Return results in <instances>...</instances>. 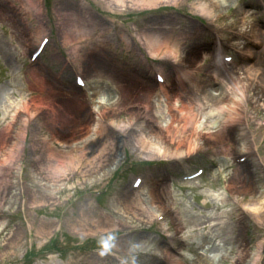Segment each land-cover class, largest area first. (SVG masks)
Returning <instances> with one entry per match:
<instances>
[{"label":"bare ground","instance_id":"1","mask_svg":"<svg viewBox=\"0 0 264 264\" xmlns=\"http://www.w3.org/2000/svg\"><path fill=\"white\" fill-rule=\"evenodd\" d=\"M176 1L177 0H106V5L109 8L115 6L120 7V9H123L125 6H132L131 8L134 7L135 9L142 10L168 4L174 5ZM251 1L252 0H249V2ZM21 2L24 11L35 12V17H39L41 12L40 0H21ZM230 3H232L230 0H196L192 6L198 14L202 15L208 21L213 22V19L217 18L219 13L230 8ZM0 4H4L5 6L3 5L2 8L5 9L6 1L1 0ZM2 8H0V13L3 12ZM8 11L9 10H6V12ZM234 15L237 16L238 19L233 18L229 23L218 28L221 32L227 33L228 31L231 33L238 24L237 21L242 23V12L239 8L235 11ZM72 17L76 18L75 15H72ZM252 24L251 22H247L248 26L245 31L242 33L238 32L242 34V43L238 45L228 44V48L238 56L240 65L239 63L232 62V64H229V67L226 68L218 64L214 57H211V61L215 68L210 70H208V65H210L211 62L205 59L211 55L209 51L212 49L207 46L204 47L196 39L191 38L189 42V38H184L186 41L182 42V36L180 34L178 36H173L172 31L167 32V34H160L161 32L154 33L152 31L141 33L138 36L139 41H143L149 56L159 58L168 55L166 56L168 57L167 59L175 63V67H177L176 76L180 83L182 80L184 81V85L181 86V89H179L178 86L173 88L176 95H168L166 91L162 90L160 96L156 98L155 95H151L150 88L144 87L137 89L136 82L126 80L125 78H121L126 80L125 84L119 86L116 84L118 80L116 73L112 70L109 71L105 66L99 68L103 76L115 83L114 92L110 93V98L108 96V105L105 104L108 113L119 111V109L113 108L117 107L121 101L119 97L120 94L125 96V98H132L136 95L138 98L143 99L144 110L146 113L151 112L153 114L151 117L152 121L147 127L148 129L134 138V144L138 152H146L148 158H186L202 151L200 148H197L195 144L197 141H201V137H203L205 139L203 144H206L207 149L210 150L216 146L219 147L218 154H220L223 157L222 160L226 162L225 158L228 156L230 150H237L235 137L238 132L240 134L239 137L241 140H239V142L242 148L245 150L246 154L249 153L252 141L248 134L242 129L241 124L245 123V125L249 126V118L255 121L260 113H264V33H261V35L260 33L258 34ZM86 27L87 26L83 23H78V25L68 24L67 27H64L65 32L62 29V38L66 45H69L70 41L74 38L77 40L83 37L87 38L88 36L86 35H89L90 31ZM39 29L42 30L41 27ZM68 32L70 35H67ZM40 34L36 36H40ZM92 53L96 54V52ZM96 64L97 62L95 60H91L89 66L94 68ZM247 80L252 82L250 86L247 85ZM257 81L256 87H251L256 84ZM243 82L245 84H243ZM142 89L145 91L142 92ZM216 93L218 94L215 95ZM50 94L51 98H57L58 96L55 92ZM69 94L74 95V97L78 95L76 92ZM24 97V94L20 95V99L24 100ZM63 97L65 98L62 99L61 96L60 100L55 99L56 102L54 103L64 104L75 114L77 112L78 114L76 115L79 117L80 121H76V123L81 125V127L84 126L86 117L84 112L85 108L82 107L83 105L78 104L77 98H69L68 96ZM170 97L172 103L169 101ZM98 100H100L99 94L95 92L91 100V105H94V108L101 105L100 103L102 102ZM13 101V98L7 99V102L10 104L14 103ZM176 104H179V107L176 108ZM81 107L82 110L80 112ZM5 109V112H7L8 109L6 107ZM53 112L52 110L50 113ZM173 112L175 115L172 114ZM104 114L105 113L102 112L94 118L89 117L91 119L90 123H95L96 125L94 131L87 132L86 129L85 135H81L80 138L75 139L73 135L61 141L63 146L72 145L70 152L50 153L48 151V154L44 158L48 165L44 169L47 171V181L51 185H45L43 193L46 189H50L51 187V191H56L55 188H59L57 185V183H59L58 176L64 175L66 172H75L80 166L81 161L85 159L86 162L81 166L82 170L80 175L87 176L90 173H94L99 176L102 175L103 179L108 176L107 174L110 169L105 165L113 158L114 161H117V152L120 151L119 141H115L113 136L108 135V128L125 129L131 127L139 114L131 113L126 115L128 118L126 122L117 123L116 118H114L109 125H105L103 120H101L105 118ZM248 115L249 118H246ZM165 118H167V121ZM155 119L157 127L155 132L151 134V129L154 126L153 120ZM159 119L164 122V125H161L162 122H157ZM175 124L179 126L177 130H174ZM2 130L4 129L0 128V133ZM191 130L192 133H189ZM89 133H94V137L92 139H85L84 137L88 136ZM173 135L175 136L173 137ZM20 136L19 143L21 144L24 135ZM168 140L172 141L173 145H178L177 149H180L179 147L182 144L187 145V148L186 150L174 151L172 154L168 155L169 153L165 145V142ZM15 147L14 145L13 149H15V151H10V154L7 155V161L9 160L12 162L17 151ZM3 164H6V162ZM3 164L0 165L2 166ZM236 168L237 169L233 171V177L235 176L236 179H229L226 182V188L232 197H239L240 194L243 193L241 187L245 182H250L251 176L253 175L249 170L248 163ZM238 170L240 174H238ZM235 173H237V175H235ZM164 187L160 190H158L159 187H156L157 189L149 187L146 191L147 200L139 197V190L132 192L133 194L129 197L128 201H117L114 204L113 210L119 207L118 212L121 213V216H130L133 220L139 218L146 222L150 220V217L153 218L154 214L158 213L157 211H165L169 214L171 222L178 227L179 233L184 228L187 229L194 226L200 228L201 231H206V237H202V245L200 249H198L202 251V254H194L196 259L192 264H213L217 256L222 258L224 262L226 260L224 259L226 251L228 249L231 250V247L234 245H238L236 247L237 259L235 262L241 260L243 257L242 252L246 250L245 245H243L245 230V222L243 219L249 215L257 221L264 220V192L260 197L246 201L245 205L248 209L244 210L242 208L236 221L232 222L231 216L228 215L230 224L218 221V223L214 225L207 226V224L210 225V222H216L219 219L221 220V218L194 217L185 211L186 208L178 207L177 202L173 199V195H171L168 190H165ZM13 189V185H10L6 193L7 196H10ZM43 193L41 195V200L47 201H44V203H49L50 196L45 197L49 192L44 193V196ZM223 203L225 204L227 201ZM154 205H157L154 207L157 211L150 213L147 206L153 209L152 207ZM204 207H206V204H204ZM89 208L90 206L86 210ZM86 210L83 211V213L86 212ZM112 213L114 214V211H112ZM120 213L115 212L118 216H120ZM84 217L85 215L82 216L77 227L82 226ZM110 218L112 217H110L109 214H105V216L102 215L99 218L90 216L88 222L94 225L93 227L100 232L108 231L115 227H123V229L127 227V223L123 219L112 220ZM46 230L44 226L39 227L40 234H43ZM80 230L85 232L84 229ZM194 231H196V229ZM89 232L92 233L93 231ZM139 240L141 239H137L135 242ZM215 240L219 241L220 246L215 245ZM169 241L172 243L171 247L167 248L166 243L162 242L160 247L157 248V252L160 251V254L169 264H182L183 261L174 255V243H177L179 247H189V245L176 234L171 235ZM261 245V241L255 244L256 253L251 264H256L257 258L259 259V253L262 249ZM135 246L138 249L140 248L138 245L122 242L118 245L117 252L120 254L131 252L134 250ZM210 252L215 253L212 257V263L209 262L206 255ZM145 254H147V258H150V261L144 262L143 264H160L159 257L155 256L154 253L145 252Z\"/></svg>","mask_w":264,"mask_h":264},{"label":"rangeland","instance_id":"2","mask_svg":"<svg viewBox=\"0 0 264 264\" xmlns=\"http://www.w3.org/2000/svg\"><path fill=\"white\" fill-rule=\"evenodd\" d=\"M6 1V7L5 9L2 8L4 4H0V8L3 9V14L0 13V120L2 119V115L4 113L5 107L7 108L10 106L7 102V99L13 98V100H19L20 95L24 94L26 100H31L33 103L46 106L49 108L50 112L53 110V113L48 112V119L47 122L36 124L37 126L30 127L29 129H24V124L21 122L23 118L19 115H17L14 119L15 121V131L9 132L6 125H1V127L4 129L0 133V150L5 151V149L11 150L13 149V146L16 147V154L18 156L13 157L12 159V166L7 170V173H10V176L7 177V180L9 181L10 185H14L15 191H11L10 196H6L4 199V204L2 206V216H0V226L4 229L2 233H0V264H11L13 262H16L20 260L22 257H24L25 254V232H24V226L22 222H19V220L15 219V217L18 215V209H19V197H20V190L19 187L16 191V188L18 186L17 180H16V172H18V168L21 165L20 163L25 161L27 162L29 159L32 158L34 153L37 149V142L40 133L45 130V128H49L51 131V135L54 139L51 143V152L54 153H63L66 151H62L60 147L61 145L58 144V142L63 141L65 138H70L71 136H75V139L80 138L81 135L85 134L86 126L88 124L87 118L89 117V108L90 105H87L83 102V99H88L90 95L87 93L85 95H76L77 97H74V95L69 93H74L72 90V87L70 85V73L72 70H79L82 71L86 77V79L92 84L93 82H97L95 86V90L97 89L99 97L103 96L104 98L108 99V96L110 93H113V89L115 88V83L112 82V80L107 79L101 71L99 70L100 67H107L109 71H113L117 74V82L116 84L121 86L124 85L126 80H123L121 78H127V75L123 76L122 71L119 69L127 70L123 63H130L131 66H134V62L137 63L139 66L135 68H145L143 62L141 61V55L144 56L145 50L142 49V47L137 44L134 46V50L130 51L126 48L125 44H115L111 41L110 37V28L108 26L117 25L118 22L125 23L126 27H131V23L134 22V20L143 14L146 13H158L160 12L161 7H155L151 9H135L132 6H125L123 9H120V7H117V10L114 7H111L110 9H104L102 4L99 6L100 9L106 13H103L108 20H110V25L107 24V26L99 27L97 26V31L101 30H108L105 33V39L101 38L103 40L102 43H99L100 48L97 46L90 47L87 52H83L80 50V44L81 42L86 39L85 37L81 39H72L70 41V45L73 46L71 50H67L66 46L61 45V43L54 46L56 52H60L63 55H59L56 53L54 54V57H52L50 63H48V68H44L43 64H39L33 69H28L25 67V62L27 60V55L30 53L27 49L28 47H32V49L35 48L36 44L35 37L37 34L47 32L48 28L51 24L56 23L60 24V21L63 22V27H67L68 24L72 25L76 23V19L72 17V14H76V10L73 8L75 7L74 2H66L65 6L57 13L56 17H46L44 10L41 9V13L39 17H35V12L31 11H24L23 6L21 5V0H4ZM46 9L49 8V5L51 4L50 0H43ZM90 2V4H93L96 2V0H86ZM196 0H191L189 3H186L183 5L182 10L192 13L195 16L199 17V19L202 17L195 11L194 7L192 6ZM254 3L258 6H255V8H251L248 4L240 3V0H230L231 7L227 10L222 11V13H219L217 15V18L213 19V22H209L210 25H212L213 29L221 28L224 24L229 23L232 18H237V16L234 15L235 11L239 8L242 12V23H239L237 21V25L234 27L235 31L232 32H243L247 28V22H253L252 26L255 27L256 31L259 33H264L260 29V24L258 23L261 21L262 17L264 16V0H253ZM1 2V0H0ZM99 3V2H98ZM5 6V5H4ZM171 7L172 5H166ZM43 7V6H42ZM159 8V9H158ZM120 9V11H119ZM257 9V10H255ZM6 10H9L6 12ZM79 14V13H78ZM218 14V12H217ZM31 15V16H30ZM81 15V14H79ZM70 16V17H69ZM82 16V15H81ZM86 16V15H84ZM230 17H232L230 19ZM240 17V16H239ZM241 18V17H240ZM239 18V19H240ZM75 21V22H74ZM79 21V18H78ZM191 27L188 30H185L186 35H182V37L189 38V42L191 38L196 39L197 41H200L202 33L201 27L192 24ZM41 27L42 30L39 28ZM106 28V29H103ZM178 28V26H176ZM199 30V31H198ZM63 31L65 32V28H63ZM84 33V32H83ZM98 33V32H96ZM67 35H70L68 32ZM74 35V34H73ZM228 38H233V35L228 36V33L225 34ZM86 36H89L93 39H96V35L87 34ZM93 36V37H92ZM206 36L203 40H205ZM99 39V38H98ZM236 41H232L229 39L230 43H240V39L238 36L235 37ZM238 39V40H237ZM182 42H185L184 39H182ZM202 40V41H203ZM109 49V54L104 53L102 49ZM141 55L139 54V52ZM96 52V54L92 53ZM53 52H51L52 54ZM71 53V54H70ZM231 54L234 52H230ZM229 53V54H230ZM68 54L71 55V58L68 57ZM93 55V56H92ZM69 60V65L66 64L65 60ZM95 60L97 62L96 66L90 67V61ZM78 63V64H77ZM165 73H169L168 69H165ZM169 77V76H168ZM137 82L136 78L132 77ZM130 78H128L129 80ZM131 80V79H130ZM141 85L142 83L139 82ZM136 84V83H135ZM140 85L136 84V88H139ZM58 89V90H55ZM144 92V90H141ZM52 92H55L58 94L57 98H51ZM62 96V99L65 98L63 96H68L69 98H77L78 104L83 105L84 112H85V124L81 127V125L77 124L76 121H80L79 117L74 112H72L68 107H66L64 104H56L54 102L55 99L60 100V97ZM119 97L121 98L120 101V107L126 106L127 104L131 103H144V100L141 98H138L136 95H134L132 98H128L123 95L119 94ZM110 98V96H109ZM61 99V100H62ZM169 101H171V97L169 98ZM63 105V106H61ZM41 106H39L37 110H39ZM82 107L80 109V112L82 110ZM164 107V106H162ZM175 107H179V104H176ZM71 108V107H70ZM56 111V112H55ZM33 111H30V113ZM79 112V113H80ZM35 113V111H34ZM172 114L175 115L173 112ZM262 113L256 118L259 120L261 118ZM29 116V115H28ZM127 117H123L117 120V123L119 122H126ZM167 121V118H165ZM10 120H8V123ZM110 121H105V124H109ZM156 122V120H155ZM157 122L161 123L162 120L159 119ZM238 124V123H237ZM161 125H164V122L161 123ZM239 125V124H238ZM14 127V128H15ZM156 124L154 123L153 128L151 129V134H153L156 130ZM134 128V127H133ZM179 126L175 124L174 130H177ZM114 128L110 129V136H113L115 138V141H118L116 134L114 133ZM25 131V144L22 142L23 146L19 144V137L20 135H23V132ZM192 133V130L189 132ZM80 134V135H79ZM238 136V132L236 133ZM175 135H173L174 137ZM10 139L9 143H6L7 140ZM238 139V137H236ZM205 139L201 137V141H197L195 146L197 148H200L201 150H204L206 147ZM6 143V144H5ZM6 145V146H5ZM166 148L168 150V155L172 154L174 151H181L186 150L187 145L182 144L180 145V149H177L178 145H173L172 141H166L165 142ZM121 148V145H119ZM218 150V148H217ZM12 152L15 151V149L11 150ZM19 151V152H18ZM21 152V153H20ZM134 157L133 160L138 163H144V162H152L153 164H157L155 167V170L158 172L155 173V171H152L153 173L151 176L155 175H183L187 174L189 172H192L196 167L202 166L205 169H209L210 158L206 154L205 157H202L200 159H190L188 162H184L181 165L177 166L174 164L173 158H167V159H156V158H148V154L146 152H138L134 149ZM202 153H208L203 151ZM10 154V152H9ZM120 154L123 155L122 150L121 152H117V161H114L113 159L109 161L105 166H108L110 169L109 173L107 174L105 179H103L102 175H96L94 173H90L87 176L82 175H76V176H70L68 178H64L63 182L57 183L59 188H55L56 191H51L50 189H46L44 193H48L47 196L49 197L50 203L56 201L57 203L67 201L70 197L81 194L82 192H89V191H100L102 188L109 184V182L114 178L116 175V169L119 167V164L123 161V156L120 157ZM7 157V156H6ZM10 164V165H11ZM41 169L37 173V178L35 179V185H36V206L34 209V212L32 213V220L34 223L35 228H39L44 226L45 229H47L43 234L38 235L36 234V242H35V251L42 250V248H45L44 246L47 245V238L49 229L52 226L53 222L55 221V217L57 215L58 208L54 209V207L46 205L43 200H41V195L44 191L43 184L46 183V180L44 178V172L45 167L48 165L46 160L43 161ZM83 165V164H82ZM81 165V166H82ZM250 171L252 172L254 170V167L252 164L249 166ZM233 170L235 171L236 168L231 167L228 170L229 179L235 178L233 177ZM240 171L238 170V174ZM226 173V172H225ZM219 182L212 185V188L210 187L213 181H215V176L211 177L210 175H213V172H209L206 174L205 177H203L201 180L196 181L195 185H193V188L188 193H181L179 191L180 188L184 190L185 187H182L178 185V187L164 185L159 186L158 190L164 187L165 190H168L170 193L176 194L177 198L179 200H184L188 202L185 206L187 207L186 211L193 215L196 218H207L211 217L212 219L215 218H221L218 216H222L224 212H227L228 209H224L221 212H214L211 208V202H212V193L216 191V184H219L221 188L225 187L226 181L224 176V171L222 168H220L219 173ZM237 175V173H235ZM148 177H150V174H147ZM59 178H61V175H59ZM236 179V178H235ZM234 179V180H235ZM102 180V181H101ZM1 181V178H0ZM263 186H264V177L258 172L254 171V175L250 182H245L243 186L241 187L242 192L247 191L249 196L246 198L247 201L251 199V197H259L263 193ZM123 186H119L116 190L122 188ZM167 187V188H166ZM157 189V188H156ZM43 193V196H44ZM141 196L145 195V192L140 193ZM19 195V196H18ZM139 195V194H138ZM187 195V196H185ZM200 195V196H199ZM242 197H239L237 199V202L242 198L243 194H241ZM251 195V196H250ZM199 196V197H198ZM140 197V195H139ZM141 198V197H140ZM143 198V197H142ZM129 199V198H128ZM128 199L126 201H128ZM47 202V201H45ZM203 204H206V207H202ZM99 206V204H98ZM157 206V205H155ZM153 206V207H155ZM231 209L233 208L230 206ZM150 212V206H147ZM119 209V208H118ZM104 213V210L98 208L96 205L94 206V209H91V211L87 212L85 215L84 222L82 223L81 227H76V229L65 232L60 240L57 242L56 245H54L53 251L49 254L48 258L43 260L45 261V264H89V258L91 257V254L88 256H82L79 259H74V256L77 255L79 252L98 248L101 249L107 244L106 238L112 235L115 232H118L120 230H126L129 229V227H143L148 228L150 224H145V220H132L130 216H121V218L127 223L128 227H115L109 229L108 231L100 232L98 229L96 230L88 221L90 220V216H94L95 218H99ZM121 214V213H120ZM233 220L237 217L236 212H232ZM110 219H120V218H110ZM121 219V220H122ZM218 221H222V219L217 220L216 222H210V225L207 224V226L214 225L218 223ZM94 224V223H93ZM168 227H160V230L164 228L163 230L168 229L167 233L169 234H176L181 235L183 239H188V243L190 246H192L193 242L199 241L202 244V237H206V231L203 234H195L194 230L198 227H190V228H184L179 233V229L176 225H174L171 222V219H166V223ZM246 230H245V244L248 245V251L252 252L254 250V244L257 241V239L264 237V228L261 232L254 231V226L249 224H245ZM80 229H84L85 232H82ZM93 231L90 233L89 231ZM114 230V231H113ZM162 230V231H163ZM253 230V233L251 234L250 231ZM112 231V232H109ZM164 231V232H166ZM162 232V233H164ZM209 236V235H208ZM191 237V238H190ZM108 239V238H107ZM150 240H153L150 238ZM156 241V240H155ZM215 244L220 246V243L218 240H215ZM139 249L135 248L131 252H124L122 254H116L119 256V258L124 257L127 261L130 260V262L134 261L135 254L141 252L140 250L148 247V249H155L156 246L151 245L147 241H140L138 242ZM48 249V247H46ZM58 249V252L56 251ZM180 252L183 254V264L191 263L194 259L193 255H191L186 248H180ZM247 250V249H246ZM245 250V251H246ZM233 251V250H232ZM235 251V249H234ZM233 251V252H234ZM232 252V253H233ZM244 252V251H243ZM158 253V252H156ZM214 253L210 252L207 255L209 262H211L212 255ZM234 255L231 254L229 258H226L227 262L223 264H231L233 261ZM148 259H145L143 262L147 261ZM187 262V263H186ZM119 262H112L109 260H103L98 261L95 264H118ZM130 264V263H129Z\"/></svg>","mask_w":264,"mask_h":264}]
</instances>
